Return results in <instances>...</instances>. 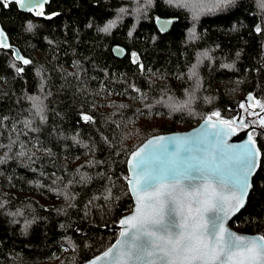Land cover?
Returning <instances> with one entry per match:
<instances>
[{
	"label": "trees",
	"instance_id": "1",
	"mask_svg": "<svg viewBox=\"0 0 264 264\" xmlns=\"http://www.w3.org/2000/svg\"><path fill=\"white\" fill-rule=\"evenodd\" d=\"M192 2L50 0L43 16L0 2L31 60L0 47V264H80L108 248L133 205L130 152L214 112L254 127L260 163L230 225L264 235V0L180 6ZM157 17L177 20L162 33Z\"/></svg>",
	"mask_w": 264,
	"mask_h": 264
},
{
	"label": "snow or ice",
	"instance_id": "2",
	"mask_svg": "<svg viewBox=\"0 0 264 264\" xmlns=\"http://www.w3.org/2000/svg\"><path fill=\"white\" fill-rule=\"evenodd\" d=\"M11 2L39 16L47 0ZM231 2L194 0L180 6L198 14L206 7L211 11ZM114 25L110 21L101 31L109 32ZM6 39L0 32V47H8ZM260 107L264 110V105ZM213 117L216 123H211ZM219 117L214 112L206 121L208 128L216 129L211 133L214 144L207 142L208 133L199 142L186 137L166 142L158 137L132 154L128 185L136 199L135 212L119 221V239L91 264L102 260L109 264H264V235H240L225 226L245 205L261 153L251 135L238 149L225 146L223 138L236 121Z\"/></svg>",
	"mask_w": 264,
	"mask_h": 264
},
{
	"label": "water",
	"instance_id": "3",
	"mask_svg": "<svg viewBox=\"0 0 264 264\" xmlns=\"http://www.w3.org/2000/svg\"><path fill=\"white\" fill-rule=\"evenodd\" d=\"M4 1H7V2H11V0H0V2H4ZM50 0H47L46 3H44L42 5L43 7V15H44V10H45V5L49 2ZM16 4V3H15ZM17 8L19 11L21 12H24V13H33L35 14V11L34 12H28L26 9H22L20 8L19 5H17ZM39 9H37L38 11ZM36 15V14H35ZM43 15H39V16H43ZM38 16V15H36ZM177 20V18H173V17H157L155 19V25L157 27V29L162 32V33H165L167 31L170 30V28L172 27V25L174 24V22ZM164 28L165 30H161V28ZM0 32H3L4 33V36L7 38L5 43L8 45V47H1L2 49H5V50H13V55L15 57V59H17V56L20 57V59H17V61L21 62L23 64V66H27L29 64H31V60L30 58L28 57H25L23 56L17 48H15L12 43H11V40H10V37L9 35L7 34V32L4 30V28L2 27L1 25V22H0ZM111 51H112V54L117 57V58H123L126 53H127V50L126 48L122 45V44H114L111 48ZM134 60H137V55H134L133 56ZM24 60H27L29 61V63L25 64L24 63ZM139 67L142 69V64H139ZM245 100L249 103H251V99H249V96H245ZM239 115V113L237 114V116ZM264 116V115H263ZM259 117V116H258ZM208 117L206 118H203L201 121H199L196 125L190 127V128H187V129H184V130H177V131H173V132H170V133H161V134H157V135H153V136H149L147 137L144 141H142L135 149H133L129 156H128V159H127V167H128V177H127V181H128V178H130L132 176V171L130 169V164H129V161L131 160V157H132V154L136 151H138L140 148H142L145 144H147V142L149 140H153V139H156L158 137H164L166 138V142L168 140H170L171 138H174V137H186V138H189L191 140H194V141H197L199 142L204 136H205V133H208L209 135L207 136V142L209 144H214L215 143V139L214 137L211 135V133H214L216 131V129H211V128H208L207 125H206V121H207ZM234 121H236V123H234L235 125L238 123L237 122V117H235ZM217 122V118H212V121L211 123H216ZM247 122L246 120H240L239 123H245ZM222 127V126H221ZM254 127L252 126H249L247 125L245 128H242V129H235L233 126L231 127V130H227L228 131V135L225 136L223 139H224V145L225 146H231L233 149H238L240 146L246 144L248 142V137H249V133L251 130H253ZM197 147H199V143H197L196 145ZM255 147L258 149L256 143H255ZM172 151H174V148L173 147H169V152L171 153ZM252 178V177H251ZM129 187V185H128ZM130 193H131V196H132V201H133V205H132V208L131 210L125 212L121 218H125L127 216H130V215H133L134 212H135V208H136V199H135V196L132 194L131 190L129 189ZM247 199V198H246ZM246 202V201H245ZM237 213V212H236ZM234 213L233 215L230 216V218L226 221V224L225 226L232 232H235L237 234H240V235H246V236H256V235H260L259 233L257 232H248V231H244V230H240V229H236L234 228L233 226L230 225V220L233 218V216L236 214ZM120 225V224H119ZM122 231V227L120 226V232ZM119 232V233H120ZM119 239V235L118 237L116 238V240ZM116 240L111 244H115ZM110 245V246H111ZM109 246V247H110ZM108 247V248H109ZM106 248L105 250L101 251L100 253L92 256L91 258L85 260L84 262L80 263V264H91V262L96 258V257H99V256H102L103 253L108 249ZM111 258H109L110 260ZM99 264H109V261H105V260H102L99 262Z\"/></svg>",
	"mask_w": 264,
	"mask_h": 264
},
{
	"label": "rangeland",
	"instance_id": "4",
	"mask_svg": "<svg viewBox=\"0 0 264 264\" xmlns=\"http://www.w3.org/2000/svg\"><path fill=\"white\" fill-rule=\"evenodd\" d=\"M178 129H183L184 127H181V126H179V127H177Z\"/></svg>",
	"mask_w": 264,
	"mask_h": 264
}]
</instances>
